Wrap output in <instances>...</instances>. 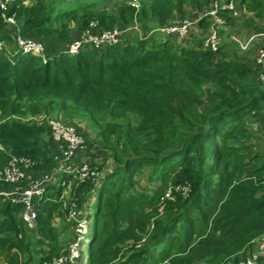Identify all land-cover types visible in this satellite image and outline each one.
I'll return each mask as SVG.
<instances>
[{
    "label": "trees",
    "instance_id": "16d2710c",
    "mask_svg": "<svg viewBox=\"0 0 264 264\" xmlns=\"http://www.w3.org/2000/svg\"><path fill=\"white\" fill-rule=\"evenodd\" d=\"M126 1L110 12L96 2L64 7L56 0H0V38L8 44L0 51V113H23L25 99L32 111L71 109L101 124L99 141L79 132L85 153L108 158L103 151L110 149L115 166L72 187L71 194L81 208L83 198L98 189L88 264H241L252 243L264 238V150L252 141L264 130L263 69L246 56L230 58L223 45L212 50L199 40L151 41L147 33L155 26L146 19L171 24L174 15L178 22L191 17L207 29L212 15L206 11L215 3L232 2L233 9L245 6L264 18V0H144L139 9ZM220 6L218 17L233 23L232 9ZM10 16L16 25L7 29ZM73 21L93 33L137 26L144 36L128 41L124 31L112 45H83L68 54L69 43H62L71 37ZM17 35L41 42L44 57L21 52ZM52 153L46 118L0 121V192L28 187L27 177L5 180L13 159H28L38 175L53 166ZM145 165L157 176L149 194L133 191L132 178ZM67 180L49 184L30 200L35 244L25 234L23 204L0 194L4 264H52L67 253L54 225L73 207L61 199Z\"/></svg>",
    "mask_w": 264,
    "mask_h": 264
},
{
    "label": "rangeland",
    "instance_id": "374dc122",
    "mask_svg": "<svg viewBox=\"0 0 264 264\" xmlns=\"http://www.w3.org/2000/svg\"><path fill=\"white\" fill-rule=\"evenodd\" d=\"M34 0H25V2L31 3ZM97 1L98 3H102L100 0H57V4H60L64 7H69V5H77L85 2H94ZM125 0H122L118 2V0H109L106 2L105 7L111 11H116V8L118 5ZM139 2V4H138ZM135 2L136 5H141L138 1ZM142 3V2H141ZM105 3H103L104 6ZM223 4V3H220ZM225 4V3H224ZM133 7V6H132ZM140 6L136 9H139ZM227 9H232L231 13H228L229 16H233L236 18L233 23H229L225 17H221L223 20V24H221L217 30L219 32V46L223 45V49H226L227 52L230 54V58H243L246 56V58L249 60L251 65L256 66V63L254 62L256 53L260 46L263 43L264 40V18L259 17L256 15L255 11H250L245 8V6L236 5L235 9H233V3L232 7H223ZM207 12V11H206ZM177 16L174 15L172 18L171 24L177 23ZM192 19V23L186 27L185 30L177 33H166V31H163L159 28L167 26L170 23V20L166 22V24H157V17H148L146 20L150 22V24L154 25L155 28L153 31L147 33V36H150L149 38L151 41H159L164 38H171L176 43L179 44H195L197 40L202 41V44L204 47H206V39L209 35V30L211 25L213 24V18L211 17L209 20V26L207 29L199 26L194 22L193 18L189 17L183 20L189 21ZM176 21V22H175ZM91 26L94 25V23H90ZM16 23H11L6 26L7 29L15 28ZM14 26V27H13ZM214 26V25H213ZM141 27V26H140ZM257 28V29H256ZM127 36L125 38L128 39V41H132L133 37L138 36H144L143 31H141L137 26H133L132 28L126 29ZM93 32V31H92ZM105 32V31H104ZM69 34L71 35L68 40L63 42L62 44L71 43L74 41V39L77 38H83L87 35L89 36V33L86 31V29L81 30L77 23L74 21L70 23V30ZM95 34V33H94ZM78 39V40H80ZM68 44V45H69ZM42 48L44 49V45L42 44ZM26 100H21V103L23 105L20 106V111H23V113L13 112V113H0V121H4L5 119L9 117H16L19 118V120L32 122L35 120H41L44 118H50V119H59L62 122L71 123L76 127L77 132H81L82 134H85L88 138H94L96 140L102 139L101 136V124H96L92 118L88 115V113L80 111L76 112L71 109L68 110H61L59 107L55 110L45 113L42 112V110L39 111H32L31 109H28L25 104ZM27 103V102H26ZM28 104V103H27ZM124 122V120L122 121ZM252 141L255 143L256 148H262L264 150V130H262L260 133H256L252 137ZM103 149V148H102ZM103 152H106L108 158L104 157H98V158H89L86 153L80 152L79 158L84 159L87 158V160H90L92 162H97V168H99V175L102 177L106 172L111 171L115 164H113L117 159H114L113 151L110 149H105ZM89 161V162H90ZM152 166L151 165H145L140 171L136 172L132 178V181L136 180L135 187L133 191H141L146 194H149L153 189L155 184L152 183L157 176L153 175V178L151 177L152 173ZM157 179V178H156ZM153 180V181H151ZM68 182V181H67ZM97 186H95V189L92 190V194H90V197L87 196L83 198V207L77 208L75 207L76 204L74 200L72 199V188H69L66 186L64 190L62 191V197L61 199L65 202H71L73 205L70 213L66 216L65 220L54 221V225L57 227L59 231V240L61 241L63 250L67 253L63 256L66 257V260L64 264H88L87 262V247L88 243L87 238L91 235L92 232V225L91 221H93V201L95 197L97 196ZM57 220V219H56ZM27 229V228H26ZM25 234L27 238L30 240L31 243L35 244L37 243L38 233L35 230H25ZM144 239V236L142 237V240ZM128 240L124 242L123 245H126ZM122 244H115L114 247H120ZM247 257H250V251L249 248L246 250ZM6 252L0 251V264H4L6 260ZM35 256V255H34ZM246 258L241 261V264H260V260H262V264H264V256L259 259H248L250 262H246ZM24 259H27V257L22 256L20 259L23 261ZM119 259H122V254L119 256ZM67 261V262H66ZM85 262V263H84ZM28 264H37V259H30ZM200 264H206V263H200Z\"/></svg>",
    "mask_w": 264,
    "mask_h": 264
},
{
    "label": "built area",
    "instance_id": "2783aa9c",
    "mask_svg": "<svg viewBox=\"0 0 264 264\" xmlns=\"http://www.w3.org/2000/svg\"><path fill=\"white\" fill-rule=\"evenodd\" d=\"M138 1L142 2L144 0H127L126 2L134 8H138L141 6L135 4V2ZM1 5L3 6V4ZM219 5L220 4L215 3L214 7L206 12V14H211L212 18L214 19V26L210 28L209 35L205 42L206 46H210L212 50H215L219 45L220 37L218 35L217 28L223 24L222 18L218 17L217 15ZM220 7L231 8L232 2L228 4H221ZM201 15L202 14H200V16ZM191 20L192 19L189 21L183 20L175 24H168L167 26L161 27L159 29L166 31V33L181 32L192 23ZM193 20H195L194 22H197L198 19ZM7 22L9 24L15 23L13 16L8 17ZM125 30L126 29L121 30L118 28H113L112 30H101L100 32H94V34L89 29H86V31L89 33V36L87 35L81 39H74L73 42L67 45L65 52L68 54H75L83 45H93L95 47L112 45L120 40L122 32ZM16 43L21 52L27 54H40L44 57V49L42 48L41 42L22 38L20 35H17ZM7 45V42L0 38V51L6 50ZM254 62L256 63V66H260L263 69L259 72V77L264 83V40L256 53ZM46 121L49 126L53 142V166L48 171L36 175L34 174V171H31V163L28 159H20V164H16L17 160L13 159L15 162H10L9 166L4 172L5 180L8 182H14L18 179L27 177L29 179L28 187L22 188L21 186H17L11 191L0 192V194L8 198L10 202L23 204L24 210L21 214V219L28 230H33L36 225V213L30 203V200L33 197H39L49 184L56 183L64 176H67L68 182L66 186L72 188L77 187L78 184L87 178L91 177L98 179L100 177L97 167L92 166L87 158H79L80 152L85 153V140L82 134L77 132L76 127L71 123L62 122L59 119L46 118ZM249 249L251 256L246 258L247 263L250 262L248 259H256L260 256H264V238L260 237V239L255 240ZM65 260L66 257L61 255L55 258L52 264H64Z\"/></svg>",
    "mask_w": 264,
    "mask_h": 264
},
{
    "label": "crops",
    "instance_id": "0c3cea01",
    "mask_svg": "<svg viewBox=\"0 0 264 264\" xmlns=\"http://www.w3.org/2000/svg\"><path fill=\"white\" fill-rule=\"evenodd\" d=\"M24 2H25V0H23ZM57 1V0H56ZM102 3L101 4H103V3H105L104 4V6L106 5V2H108L109 0H100ZM120 1H122V0H118V2H120ZM94 2H96L97 4H100V3H98L97 1H94ZM26 3H28V2H26ZM99 7H100V5H99ZM109 10V9H108ZM110 12H115V11H111V10H109ZM9 24V23H8Z\"/></svg>",
    "mask_w": 264,
    "mask_h": 264
}]
</instances>
